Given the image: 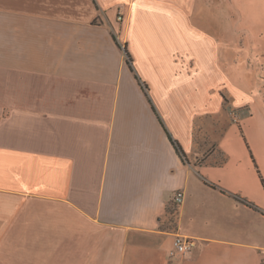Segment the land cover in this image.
I'll return each mask as SVG.
<instances>
[{
  "label": "crops",
  "instance_id": "0c3cea01",
  "mask_svg": "<svg viewBox=\"0 0 264 264\" xmlns=\"http://www.w3.org/2000/svg\"><path fill=\"white\" fill-rule=\"evenodd\" d=\"M0 264H264V0H0Z\"/></svg>",
  "mask_w": 264,
  "mask_h": 264
},
{
  "label": "built area",
  "instance_id": "2783aa9c",
  "mask_svg": "<svg viewBox=\"0 0 264 264\" xmlns=\"http://www.w3.org/2000/svg\"><path fill=\"white\" fill-rule=\"evenodd\" d=\"M121 19V16H118ZM183 194L181 192H177L174 196L175 203H180L182 201ZM194 246V241L192 238L185 237L182 235H177L174 240V250L172 252L177 253H185L190 251Z\"/></svg>",
  "mask_w": 264,
  "mask_h": 264
},
{
  "label": "rangeland",
  "instance_id": "374dc122",
  "mask_svg": "<svg viewBox=\"0 0 264 264\" xmlns=\"http://www.w3.org/2000/svg\"><path fill=\"white\" fill-rule=\"evenodd\" d=\"M176 208H177L176 206H170L163 220L164 224H166L168 227H171L174 224Z\"/></svg>",
  "mask_w": 264,
  "mask_h": 264
},
{
  "label": "trees",
  "instance_id": "16d2710c",
  "mask_svg": "<svg viewBox=\"0 0 264 264\" xmlns=\"http://www.w3.org/2000/svg\"><path fill=\"white\" fill-rule=\"evenodd\" d=\"M123 48H124L125 53H126V56H127V62L131 65V58H130L128 52H127V49H126L125 46H124ZM169 137H170V140H171V142L173 143L175 149L177 150V152H178L181 156L184 157V153H183L181 147L179 146V144H178V143H177V142L171 137V135H169ZM176 211H177V208H176ZM175 221H176V215H175L174 224H175ZM174 224H173V225H174Z\"/></svg>",
  "mask_w": 264,
  "mask_h": 264
}]
</instances>
